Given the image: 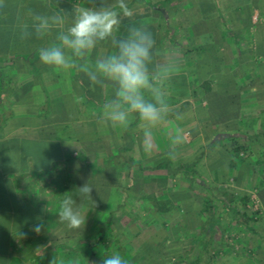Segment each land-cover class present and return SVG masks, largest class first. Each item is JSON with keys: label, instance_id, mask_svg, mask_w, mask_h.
I'll use <instances>...</instances> for the list:
<instances>
[{"label": "crops", "instance_id": "obj_1", "mask_svg": "<svg viewBox=\"0 0 264 264\" xmlns=\"http://www.w3.org/2000/svg\"><path fill=\"white\" fill-rule=\"evenodd\" d=\"M22 2L28 6V17L16 22L20 25L25 19L32 35L25 39L21 34L12 37V50L5 47L7 51L0 52V264H103L104 258L114 253L120 254L127 264H161L162 252H151L154 256L149 257L142 249L161 251L175 247L184 231L193 234L191 245L184 250L189 264H211L215 255H223L209 245L220 221L216 201L223 202L246 229L256 231L251 224L255 221L253 217L245 218L247 213L236 204L233 206L239 210L238 216L227 207L228 191L222 190L216 199L207 196L209 208L204 206L205 197L199 206L188 192L185 199L179 200L181 195L175 192L179 178L189 173L165 165L188 160L192 147L188 133L200 135L204 131L197 109L201 103H207L206 95L211 98L208 100L213 110V104L226 100L216 87L221 75L214 70V64L217 59V64H222L218 57L226 56L228 47L232 54L243 53V43L255 55L264 57V22L258 21L259 16L252 22H244L245 15L231 19L235 29L232 34L228 32L226 18L205 19L195 12L196 2L186 0L191 13L185 19L169 6L163 9L149 4L131 18L122 19L118 37L127 34L129 25L146 26L152 33L156 41L154 52L158 50L161 55H154L150 70L166 56L179 64L178 73L167 83L172 112L164 123L152 129L153 149L149 154L144 149L145 137L138 118L133 119L127 130L102 119V105L113 97L110 82L104 87L93 85L82 72L57 71L40 60L39 49L55 43L58 30L37 38L31 27L32 15H65L71 23L75 6H97L95 0ZM140 6L142 3L137 7ZM247 23L253 28L250 39L243 33ZM113 51L110 40L101 41L88 59L94 65L97 59ZM208 57H215V62ZM205 70L215 73L211 78L208 75L201 81L199 78L196 85L195 74ZM208 82L212 90L207 94L203 85ZM177 115L181 118L177 119ZM176 128L183 130L185 139L175 158L170 159L167 151ZM190 180L194 181V177ZM85 183L93 186L92 199L78 195L77 189ZM263 183L264 179H260L259 184ZM132 192L142 202L139 205L142 214L155 216L148 223L164 232L162 239L140 244L136 256V252L128 249L130 242L122 244L120 252L115 245L109 247L110 253L107 246V250L104 247L100 252V240L104 238L101 233L113 231L114 216L128 213L119 207L133 198ZM65 196L75 199L81 213L86 215L84 226L78 230L58 220L60 202ZM253 197L246 195L242 201L248 203ZM195 217L204 221L199 225ZM36 224L44 225L39 234L32 230ZM197 231L201 234L195 237ZM236 258L232 264H257Z\"/></svg>", "mask_w": 264, "mask_h": 264}, {"label": "rangeland", "instance_id": "obj_2", "mask_svg": "<svg viewBox=\"0 0 264 264\" xmlns=\"http://www.w3.org/2000/svg\"><path fill=\"white\" fill-rule=\"evenodd\" d=\"M193 1L196 2L195 12L201 13L205 19L217 17L222 21L226 18L228 32L232 34L235 29L231 25V19H238L240 15H245L244 22L256 20L257 16H259L258 21L264 22V1ZM18 3H21L19 7H17ZM127 3L134 15L141 12L144 7L148 8L145 6L147 4L157 5L163 9H167L169 6L175 9L179 15H183L182 19L188 18L191 13V8L186 6V0H127ZM139 3H142V6L137 7ZM23 4L22 0H0V52L7 51L4 49L5 47H10L12 50V37L21 34L16 19L28 17V6ZM14 19L15 21H13ZM22 23H25V19ZM252 29V24H244L245 31L243 33L247 34L246 38H251L250 31ZM250 48V46L246 48L243 43V53L232 54L233 50L228 47L227 55L218 57L222 64H217L218 59L215 62V57H208L215 62L214 70L221 75L218 86H216L217 92L220 91L221 95L224 94L226 100L220 103L221 107L216 106L213 110L208 99L203 98L207 103H201L197 113L200 114V124L204 126V131L200 132V135L198 132L188 133L187 138L191 142L189 146L192 147L189 148L190 154L187 157L191 159L192 155L201 152L202 149L205 152L195 167L196 173H189L190 177H194V181H191L189 176H180L178 182L180 184L175 189V192L181 195L179 200L185 199L188 192V195H194L199 206H202L204 197L216 199L222 190L228 191V194L225 195V202H230L233 197L232 204H236L244 213H247L245 218L253 217L255 219L251 224L254 225L256 231L251 232L233 218L232 213L227 210L223 202L216 201L220 221L216 224V231H214L213 240L209 245L211 250L216 252L221 250L223 255H215L213 264H232L237 256L241 259L255 261L257 264H264V183L259 184L260 179H264V57L255 55ZM218 67L221 69L219 70ZM213 72L205 70V72L196 73L195 79H198L196 85H198L199 78L200 81L207 77L205 75L211 78L215 73ZM198 88L202 91L201 86ZM228 133L233 136L226 137L225 134ZM215 137H219V141L209 147V143ZM235 147H241L243 150L234 158L232 151ZM232 163H236L235 167L232 166ZM187 187H189V191H187ZM137 189H139L138 185ZM246 195L249 197L254 195L253 200L250 198V202L244 203L242 198ZM141 203L135 193L133 198L120 205L119 208L123 207L128 213L124 216H114V219L112 218L113 231L109 229V231L104 230L101 233L104 238L100 240V252L104 247V250H107L108 247L110 253L112 249L109 247L112 245H115L116 250L118 248L120 252L122 244L130 242L128 249L136 252V256L140 250L138 248L140 244L146 245L151 240L154 242L162 239L164 232L155 230L154 226L148 223L155 216L146 217L143 215L139 208ZM195 219L199 225L204 221L201 217H195ZM147 225H150V228L146 229ZM183 234V238L177 245H174L175 247L162 248L161 251L160 248H149V251L141 249L147 251L149 257L154 256V254H150L151 252H162L161 264H189L187 253H184V250L187 249V245H191L193 234L187 231H184ZM200 234L201 232H195V237Z\"/></svg>", "mask_w": 264, "mask_h": 264}, {"label": "clouds", "instance_id": "obj_3", "mask_svg": "<svg viewBox=\"0 0 264 264\" xmlns=\"http://www.w3.org/2000/svg\"><path fill=\"white\" fill-rule=\"evenodd\" d=\"M97 6H75L71 23L65 15H32V29L37 38H44L58 30L56 42L39 49L43 64L57 71L68 72L75 69L87 75L93 85L105 86L110 82L113 97L102 105V119L111 122L122 130H127L133 119L138 118L144 132V149L151 153L153 144L152 129L164 123L172 112L169 104L167 83L178 73L179 64L169 57L156 63L154 52L156 41L146 26L129 25L126 35L118 37L122 19L134 15L127 0H95ZM21 38L32 35L28 25L21 23ZM111 41L114 51L97 59L92 65L88 59L101 41ZM177 119L181 117L177 115ZM183 130L176 128L170 137L167 157L174 159L177 148L184 142ZM78 195L91 198L93 186L85 183L79 187ZM86 215L77 207L71 196H65L60 202L58 220L70 229H80L85 224ZM44 229L43 224L33 226L36 234ZM103 264H127L120 254L114 253L103 260Z\"/></svg>", "mask_w": 264, "mask_h": 264}, {"label": "trees", "instance_id": "obj_4", "mask_svg": "<svg viewBox=\"0 0 264 264\" xmlns=\"http://www.w3.org/2000/svg\"><path fill=\"white\" fill-rule=\"evenodd\" d=\"M208 86H210V87H208ZM203 88H204V90H205V93H209V91H211L212 90V87H211V85H210V83L208 82V83H206L205 85H203ZM206 98L207 99H209L210 97H209V95L207 96L206 95ZM211 99V98H210ZM216 99V98H215ZM209 101V100H208ZM215 101H218L217 99L215 100ZM210 103V102H209ZM215 103V102H214ZM215 105V107L216 106H220V104H219V102H217L216 104H213V106ZM210 106H211V103H210ZM221 107V106H220ZM219 108V107H218ZM264 132V131H263ZM221 135V134H220ZM224 135V134H223ZM225 136L226 137H228V136H233V134H225ZM219 141V137H215L210 143H209V147H212V146H214L215 144H216V142H218ZM204 149H202L201 150V152H199V153H196V154H194V155H192V157H191V159H188V160H181V161H177V162H174V163H168V162H166V167H170V166H173V168L174 169H176V170H178V171H183V172H187V173H196V169H195V167H196V165L198 164V161L201 159V157H202V155L204 154V152L205 151H203ZM241 150H243L241 147H235L234 149H233V156H234V158L236 157V156H238L239 154H240V152H241ZM263 153H264V151H263ZM165 163V162H164ZM164 163H162V165H164ZM161 165V166H162ZM235 165H236V163H232V166L233 167H235ZM141 166V165H140ZM161 166H159V167H161ZM205 199L206 200H204L203 202H204V206H205V208H209L210 206L208 205V198L207 197H205ZM232 199L233 198H231L230 199V202L228 203H226V204H228L227 205V207L230 209V210H232V211H234V215L235 216H238L239 214H240V212H239V210L237 209V207L236 206H233V201H232ZM246 201V200H245ZM245 216V215H244ZM241 219H244V223H246V224H248V220L247 219H245L244 217L243 218H241Z\"/></svg>", "mask_w": 264, "mask_h": 264}]
</instances>
